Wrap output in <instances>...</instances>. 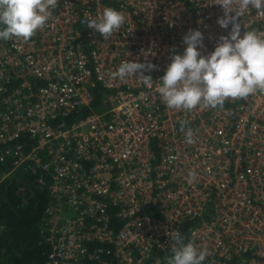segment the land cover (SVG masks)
Wrapping results in <instances>:
<instances>
[{
    "label": "built area",
    "instance_id": "obj_1",
    "mask_svg": "<svg viewBox=\"0 0 264 264\" xmlns=\"http://www.w3.org/2000/svg\"><path fill=\"white\" fill-rule=\"evenodd\" d=\"M216 2L59 0L27 43L0 39V181L31 175L46 189L44 264H167L168 233L185 225L203 264H264V93L186 112L157 92L189 29L203 33L202 55L229 34ZM106 7L126 16L109 40L88 27ZM240 23L264 37L255 9ZM126 60L154 64L153 85L113 78ZM96 86L105 108L79 117Z\"/></svg>",
    "mask_w": 264,
    "mask_h": 264
},
{
    "label": "clouds",
    "instance_id": "obj_2",
    "mask_svg": "<svg viewBox=\"0 0 264 264\" xmlns=\"http://www.w3.org/2000/svg\"><path fill=\"white\" fill-rule=\"evenodd\" d=\"M59 0H0V39L31 40L38 30L43 29L58 7ZM223 9L218 18L220 27L231 30L227 36H220L214 51L202 55L203 33L189 29L183 37L186 48L183 54H173L164 75L159 80V98L170 110L192 112L198 107L224 110L226 101L246 99L250 95L264 93V37L255 29L241 34L240 16L255 9L264 16V0H217ZM126 22L123 12L112 7L103 9L98 19L90 21L88 27L109 40ZM174 51V50H173ZM149 61H123L113 73L121 81L138 77L148 87L154 80L145 72L155 70ZM230 115V112H226ZM185 142H194V131L187 127L189 121H178ZM187 129V130H186ZM186 130V131H185ZM189 182H194L196 173L189 172ZM172 236V255L167 264H203L209 252L198 248L193 241L185 242L179 231L168 233ZM167 234V235H168Z\"/></svg>",
    "mask_w": 264,
    "mask_h": 264
},
{
    "label": "trees",
    "instance_id": "obj_3",
    "mask_svg": "<svg viewBox=\"0 0 264 264\" xmlns=\"http://www.w3.org/2000/svg\"><path fill=\"white\" fill-rule=\"evenodd\" d=\"M103 90L96 86L89 107L81 110L79 117L105 108L102 102ZM8 163L0 170H8ZM11 173L0 181V264H44L48 248L40 235L41 212L46 201V189L35 185L31 175L20 176ZM23 186V192L18 188ZM185 225L182 236H188Z\"/></svg>",
    "mask_w": 264,
    "mask_h": 264
},
{
    "label": "rangeland",
    "instance_id": "obj_4",
    "mask_svg": "<svg viewBox=\"0 0 264 264\" xmlns=\"http://www.w3.org/2000/svg\"><path fill=\"white\" fill-rule=\"evenodd\" d=\"M8 176H9V175L5 176L4 178H6V177H8ZM22 192H23L22 188L19 187V188H18V193H22Z\"/></svg>",
    "mask_w": 264,
    "mask_h": 264
}]
</instances>
